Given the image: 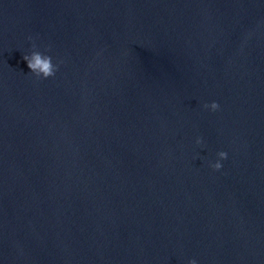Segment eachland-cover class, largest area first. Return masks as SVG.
Segmentation results:
<instances>
[{"label": "water", "instance_id": "water-1", "mask_svg": "<svg viewBox=\"0 0 264 264\" xmlns=\"http://www.w3.org/2000/svg\"><path fill=\"white\" fill-rule=\"evenodd\" d=\"M0 264H264V0H0Z\"/></svg>", "mask_w": 264, "mask_h": 264}]
</instances>
